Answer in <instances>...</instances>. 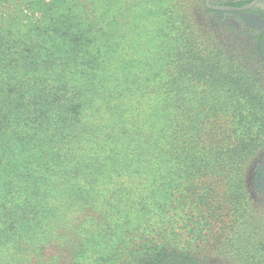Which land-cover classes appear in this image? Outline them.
Segmentation results:
<instances>
[{
	"label": "trees",
	"instance_id": "16d2710c",
	"mask_svg": "<svg viewBox=\"0 0 264 264\" xmlns=\"http://www.w3.org/2000/svg\"><path fill=\"white\" fill-rule=\"evenodd\" d=\"M206 1L0 0V264L264 261V31Z\"/></svg>",
	"mask_w": 264,
	"mask_h": 264
},
{
	"label": "rangeland",
	"instance_id": "374dc122",
	"mask_svg": "<svg viewBox=\"0 0 264 264\" xmlns=\"http://www.w3.org/2000/svg\"><path fill=\"white\" fill-rule=\"evenodd\" d=\"M225 1H229V0H211L212 4L214 5L221 4L222 2H225ZM257 7L264 11V0H260L258 2ZM237 17L235 18V16H233L232 18L231 17L227 18L225 21L230 27L240 29L241 28L240 23L238 22V20H236V19H240V21H242L246 26L250 27L251 29L258 31V32L264 31V20L260 18L259 16L252 14V13L243 12L239 14ZM229 36H230V39H233L234 42H236L235 39L238 36H236L232 31L229 32ZM259 174H263L264 176V148L260 150L258 155H256V157H254L251 160L249 164V168L247 170V183H248L247 186H248V192H249L248 195H249L250 200H252L250 207H252L251 210L253 211L254 215L257 216V219L263 221L264 220V191L259 190L256 186V178ZM261 224L264 225V221ZM258 229H264V227L261 228V225H260ZM260 237L261 236H258V238ZM253 238H255V236H253ZM213 259H214L213 264H259L261 262V259L259 258V256L257 257V259L248 257V260L244 261V263H238V262L230 263V261L221 259L218 256L214 257ZM261 264H264V261Z\"/></svg>",
	"mask_w": 264,
	"mask_h": 264
},
{
	"label": "water",
	"instance_id": "95a60500",
	"mask_svg": "<svg viewBox=\"0 0 264 264\" xmlns=\"http://www.w3.org/2000/svg\"><path fill=\"white\" fill-rule=\"evenodd\" d=\"M207 5L210 9L212 10H218V11H230V12H246V10L253 8L254 4H251L249 6L241 7V8H231V7H226V6H220V5H214L212 4L211 0H207Z\"/></svg>",
	"mask_w": 264,
	"mask_h": 264
},
{
	"label": "flooded vegetation",
	"instance_id": "af4514ba",
	"mask_svg": "<svg viewBox=\"0 0 264 264\" xmlns=\"http://www.w3.org/2000/svg\"><path fill=\"white\" fill-rule=\"evenodd\" d=\"M260 0H255L253 3H251V4H254V6H253V8H251V9H248V10H246V12H249L250 10H257V9H259L258 7H257V5H258V2H259ZM251 4H249V5H251ZM249 5H247V6H249ZM261 10V9H260ZM263 11V10H262ZM243 13V12H242ZM252 14H254V13H252ZM258 16V15H257ZM260 17V16H259ZM261 18V17H260ZM264 20V19H263ZM263 32V31H262ZM259 177H261V178H263L264 179V176H263V174H259L258 176H257V178H256V181H257V179L259 178ZM258 188V187H257ZM259 189V188H258ZM259 190H262V189H259ZM262 191H264V190H262Z\"/></svg>",
	"mask_w": 264,
	"mask_h": 264
}]
</instances>
